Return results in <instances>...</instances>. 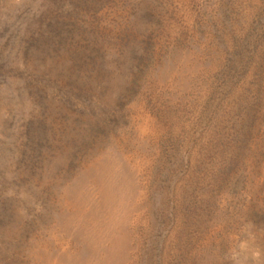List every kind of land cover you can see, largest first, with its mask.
Masks as SVG:
<instances>
[{
    "label": "rangeland",
    "instance_id": "1",
    "mask_svg": "<svg viewBox=\"0 0 264 264\" xmlns=\"http://www.w3.org/2000/svg\"><path fill=\"white\" fill-rule=\"evenodd\" d=\"M0 264H264V0H0Z\"/></svg>",
    "mask_w": 264,
    "mask_h": 264
}]
</instances>
